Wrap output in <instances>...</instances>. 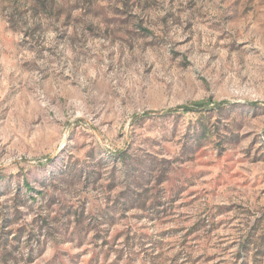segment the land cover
<instances>
[{"label":"rangeland","instance_id":"rangeland-1","mask_svg":"<svg viewBox=\"0 0 264 264\" xmlns=\"http://www.w3.org/2000/svg\"><path fill=\"white\" fill-rule=\"evenodd\" d=\"M0 264H264V0H0Z\"/></svg>","mask_w":264,"mask_h":264},{"label":"trees","instance_id":"trees-1","mask_svg":"<svg viewBox=\"0 0 264 264\" xmlns=\"http://www.w3.org/2000/svg\"><path fill=\"white\" fill-rule=\"evenodd\" d=\"M221 102H215V104H220ZM207 104L205 103V102H203V101H198V102H195L194 104H193V106L192 107H190V106H182V110L183 111H190V110H193V109H200V108H202V107H205ZM150 112H147L146 114H149Z\"/></svg>","mask_w":264,"mask_h":264}]
</instances>
